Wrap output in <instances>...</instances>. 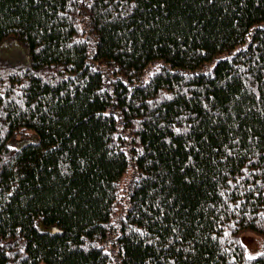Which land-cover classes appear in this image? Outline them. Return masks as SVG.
I'll return each mask as SVG.
<instances>
[{
    "label": "trees",
    "instance_id": "trees-1",
    "mask_svg": "<svg viewBox=\"0 0 264 264\" xmlns=\"http://www.w3.org/2000/svg\"><path fill=\"white\" fill-rule=\"evenodd\" d=\"M9 39L0 264H264V0H0Z\"/></svg>",
    "mask_w": 264,
    "mask_h": 264
},
{
    "label": "rangeland",
    "instance_id": "rangeland-1",
    "mask_svg": "<svg viewBox=\"0 0 264 264\" xmlns=\"http://www.w3.org/2000/svg\"><path fill=\"white\" fill-rule=\"evenodd\" d=\"M80 25L81 27L84 28V22L82 20H80ZM245 45L246 44L236 46L232 50V52L237 50L239 47H244ZM224 54L225 53L221 55H217L212 60L194 69V71L195 72L209 71L213 66L216 58H218V56H224ZM3 58L6 59L8 58L13 64H24L27 60L26 48L19 41L14 39H9L3 45L0 46V60H2ZM159 64L160 61H156L154 63L149 64L145 69L144 73L141 75V81L146 79L148 75H150L151 72H153L155 68L158 67ZM100 69L103 68L101 67ZM36 140H37L36 134L32 130H26L25 132L18 133L13 138H11L8 142V145L12 149H16L24 143L34 142ZM133 175H134L133 166L129 162L127 171L125 172V174L123 175V177L121 178L118 184V198L120 199L121 202L125 201L126 199V194L129 190L130 179L132 178ZM120 201H119V205L115 209L116 214L112 218V221L115 222L114 226H117L118 217L120 216L119 214H121L120 212L123 211L121 210ZM117 232H118V227H115V229L108 234L104 242V248L106 251L109 252L114 264H118L117 247L116 244H114V240ZM240 242L244 246L245 256L247 257L256 256L262 250V247L264 245L263 238L253 231L242 232L240 234Z\"/></svg>",
    "mask_w": 264,
    "mask_h": 264
}]
</instances>
